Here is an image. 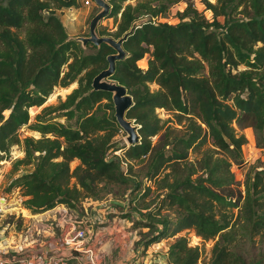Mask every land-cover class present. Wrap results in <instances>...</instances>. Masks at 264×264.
Here are the masks:
<instances>
[{"label":"trees","instance_id":"1","mask_svg":"<svg viewBox=\"0 0 264 264\" xmlns=\"http://www.w3.org/2000/svg\"><path fill=\"white\" fill-rule=\"evenodd\" d=\"M109 1L106 17L116 21V27L98 34L116 38L133 20L143 18L122 40L125 54L115 60L109 76L131 95L125 116L138 124L140 138L127 146L112 139L119 127L110 93L90 86L112 49L103 42H87L85 46L95 50L85 52L68 38L54 13V8L75 5L76 0H0V159L11 144L23 151L11 168L23 169L8 187L21 188V204L30 213L58 204L75 210L82 198L113 196L110 184L129 181L118 157L107 155L108 150L120 148L127 159L150 155L144 176L163 192L155 211L145 212L152 221L140 224L147 228L143 248L192 228L201 238L214 239L206 264H264V255L246 262L230 247L237 219L245 233L264 229V167L245 176L242 190L231 186L230 171L232 163L241 164L245 142L233 122L239 128L250 126L256 145L264 147V0H203L210 18L187 3L174 23L154 18L164 16L177 0H136L123 6V0ZM145 53L146 67L141 68L136 61L142 62ZM73 80L77 85L63 99L43 106L27 124L28 107L33 110L49 98L53 86L65 88ZM149 82L157 87L149 88ZM155 107L173 110L178 121L184 119L183 127L164 125ZM52 111L74 117L73 122L45 116ZM24 124L39 135L20 136L17 129ZM158 132L152 144L151 135ZM206 142L197 158L188 159L189 150ZM74 158L78 162L70 169ZM162 207H175L174 220L159 216ZM231 207H236L234 220L226 211ZM198 256V247L187 245L182 235L167 248L170 264H196Z\"/></svg>","mask_w":264,"mask_h":264},{"label":"rangeland","instance_id":"2","mask_svg":"<svg viewBox=\"0 0 264 264\" xmlns=\"http://www.w3.org/2000/svg\"><path fill=\"white\" fill-rule=\"evenodd\" d=\"M135 1L136 0H123L121 2V6L125 3L133 4ZM76 2L77 3L75 5L54 8V13L63 24L67 35L87 34L88 20L92 13L98 9L93 2L90 3V5L83 4L81 0H76ZM187 3H190L192 7H194L206 18H210V12L207 8H205L203 0H177L169 6L164 16H157L154 19L156 21L165 20L167 22L174 23L178 20V12H180ZM44 14L46 13L44 12ZM118 14L119 13L116 14V18L119 17ZM217 19L221 21L222 17L217 16ZM115 27L116 21H113L111 17L105 16L100 19L96 30L98 31L104 28L106 31L110 32L113 31ZM22 32V29H20V36L22 35ZM82 47L85 52H93L95 50L92 46ZM142 57L144 58L143 61L139 63L136 61V64L141 68H145L148 55L145 53ZM241 67L242 65L238 66V68ZM72 82L73 83L71 85L65 88L58 85L53 86L49 98H47V95L45 100L36 108H33V110H29L28 107L27 111L29 119L27 124L34 121V114L41 112L43 106L49 104L54 105L63 99L65 95L77 85L76 80H73ZM148 86L149 88L154 89L157 87V84L149 82ZM105 100L106 99H102V101ZM105 110L106 112L110 111V109ZM97 111L101 112V107H99ZM154 112L160 119V122H163L164 125L169 124L175 127H183L184 119L181 117V120L178 121V116L175 115L173 110L155 107ZM55 114L56 111H52L47 113L45 116L50 117L51 120L70 123L73 122L74 117L66 119L63 115ZM27 124L21 125L17 129L19 135H31L37 137L39 132L29 128ZM232 124L235 127L236 132L242 133L245 138V142L242 143L240 147L242 158L241 164L239 166L233 163L230 165V171L233 173L231 186L236 190H242L245 176L252 173L253 169L264 167V147L256 145V134L250 126L239 128L234 124V122ZM124 133L125 132L119 127L116 133L112 136V139L117 144L123 143L124 146H127V143L124 140ZM158 138L159 132L151 135V143L153 144ZM208 144L209 143L206 142L199 147H194L189 150L188 159L193 160L197 158L200 155L201 150ZM166 147L167 146L164 148ZM122 151L123 150L120 148L107 151V155H115L118 157L119 167L122 169L123 175L129 179V181L125 184H110L113 196L115 194V196L119 197L116 199H119L121 202L120 207L109 205V200L115 197H113L110 193H107L103 196V198H99L97 200L87 197L82 198L75 210L68 209L63 205L48 215L38 217L30 214L28 210L23 208L21 203L25 196L22 195L21 188L17 186L8 187L11 178L23 169V165H19L16 170L11 169L12 160L16 157L22 156L23 154L19 144H11L8 147L6 154H4V157L0 159V197L6 199L8 208L4 217L0 220V227L5 226V234L1 236H5V239L3 240H5L6 247L8 248L10 243V231H13V228H25L29 223H39L44 225L47 229V233L44 237L47 244H54L62 231L70 230L72 227L76 229L80 226L85 235H89L90 250L93 252L91 257L94 258L95 264H111V260L115 261L116 259H121L122 256H124L123 260L125 259L127 264L129 258L132 257L137 260L136 264H170L167 258V248L169 243L178 235H182L186 238L187 245H196L198 247L199 256L196 264H206L210 257V248L214 239H203L199 235L195 234L192 228H182L175 234L161 238L158 242H154L143 248L142 238L145 237L147 228L140 226V224L142 222H147L146 220H149V222L150 220L152 221L151 218H153V216L147 215V217L145 212L147 208L151 211H155L154 208L157 206L158 198L160 197L158 194L162 193L163 189L156 188L155 182L152 179H146L144 176L145 170L151 159L150 155L137 159H127L123 157ZM77 162L78 159L76 158L70 160L69 168L71 169ZM73 182L74 179L71 177L69 179V183ZM146 188H148L147 193L141 195L142 192L146 191ZM143 205H147L148 207H141ZM220 210V208H215V211L217 212ZM158 211L160 217L163 214L171 220H174L176 217L175 207H162ZM226 211L233 213L231 217V219H233L236 207H231ZM100 213H103L104 215L98 216ZM240 224V219H237L234 226L235 238L231 242L230 247L235 252L240 254L246 262L264 255V229H261L257 233L249 234L244 232L246 228L240 226ZM111 226L115 227L112 231H109V227ZM121 234H124L123 238ZM120 237L123 240L120 239ZM124 250L126 251L124 252ZM48 253L50 252L48 251ZM74 253L76 252L66 251L65 256L71 259V255ZM77 253V255L82 257V259L88 255V252H84L83 250H80ZM4 256L8 258L10 253L5 252ZM58 263L59 261L57 264ZM5 264L13 263L11 262ZM80 264L88 263L81 261Z\"/></svg>","mask_w":264,"mask_h":264},{"label":"water","instance_id":"3","mask_svg":"<svg viewBox=\"0 0 264 264\" xmlns=\"http://www.w3.org/2000/svg\"><path fill=\"white\" fill-rule=\"evenodd\" d=\"M98 9L90 16L87 24V34L85 35H68L85 46L87 42L98 46L101 42L108 45L112 51L105 55L106 66L98 70L90 81L92 90H103L110 93V100L113 108V117L117 125L125 132L124 140L129 144L139 142V134L137 131L138 124L133 122V119L125 116V110L130 106L132 99L131 95L126 91L123 84L110 78V74L114 69L115 60L121 59L125 51L122 47V40L129 34L134 27L138 26L143 18H137L130 23V26L120 36L113 37L109 34H98L96 27L102 17H105L110 10L109 0H92ZM111 204L120 205L121 202L117 199H110Z\"/></svg>","mask_w":264,"mask_h":264},{"label":"built area","instance_id":"4","mask_svg":"<svg viewBox=\"0 0 264 264\" xmlns=\"http://www.w3.org/2000/svg\"><path fill=\"white\" fill-rule=\"evenodd\" d=\"M81 2L85 5H90L92 3V0H81ZM109 205L110 202H109ZM8 210L7 208V202L6 199L3 197H0V220L4 217V214ZM99 213V212H98ZM103 216L104 214L100 213L98 216ZM29 224L26 225L25 228H21L22 230H27ZM44 227V226H43ZM66 232V234H65ZM5 234V226L0 227V264H5V263H13V264H60V256H61V250L60 248L57 250L55 247L56 244L58 243V246H63L66 249H68L70 252L75 251L73 256L77 261L80 262H87L88 264H95L94 258L91 257L93 255V252L90 250V242H89V235L86 236L83 229L78 226L76 229L72 227L70 230L67 231H62L60 233V236L57 237V241L54 244H47L46 241L44 240H38L35 239L37 242L36 248H33L32 245L30 244H19V245H14L10 246L8 245V248L6 247L5 243V236H1ZM42 234V229L40 227L38 234ZM21 243V241H20ZM44 244V249L40 248V244ZM4 247V248H2ZM2 249V250H1ZM83 250L84 252H88L87 257H80L77 255L78 251ZM48 251L50 253H48ZM5 252H9L10 256L6 258L4 256ZM89 256V257H88ZM55 259V260H54Z\"/></svg>","mask_w":264,"mask_h":264},{"label":"crops","instance_id":"5","mask_svg":"<svg viewBox=\"0 0 264 264\" xmlns=\"http://www.w3.org/2000/svg\"><path fill=\"white\" fill-rule=\"evenodd\" d=\"M60 206H63L62 204H58L50 209H47V210H44L42 212H39V213H30V214H33V215H36L38 217H41V216H44V215H48L49 213H51L52 211H56L57 209L60 208ZM24 209H26L25 207H23ZM56 209V210H55ZM27 210V209H26ZM44 225H41V224H36V223H29V226L27 228V230H22V229H15L13 228L14 230L13 231H10V234H9V240H10V243L9 245L10 246H14V245H19V244H30L32 245L33 248H36V245H37V242L35 239H38V240H43V237L44 235L47 233V229L45 227H43ZM42 229V234L39 236L37 235L38 234V231L39 229ZM115 226H111L109 227V231H112V229L114 228ZM115 230V229H114ZM108 233H111V232H108ZM122 235V238L124 237V234H121ZM97 236V234H96ZM120 237V239H122ZM123 240V239H122ZM21 241V243H20ZM57 248V250L60 248L61 250V256H60V264H79V262L77 261V259H75L73 256H71V259H69L68 257L65 256L66 254V251H69L68 249H66L65 247L63 246H58V243L56 244L55 246ZM40 248L44 249V244H40ZM126 250H124L125 252ZM133 255V253H132ZM124 256L121 257V259H116L115 261L111 260V264H127V262H125L126 260L124 259ZM137 263V260H135V258L133 259L132 258H129L128 260V264H136Z\"/></svg>","mask_w":264,"mask_h":264}]
</instances>
